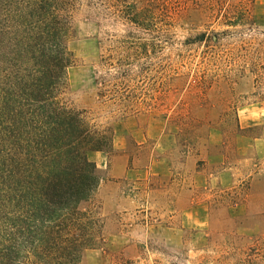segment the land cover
Returning a JSON list of instances; mask_svg holds the SVG:
<instances>
[{"label":"rangeland","instance_id":"obj_1","mask_svg":"<svg viewBox=\"0 0 264 264\" xmlns=\"http://www.w3.org/2000/svg\"><path fill=\"white\" fill-rule=\"evenodd\" d=\"M71 16L62 98L112 141L87 154L104 241L83 264H264V0H80Z\"/></svg>","mask_w":264,"mask_h":264},{"label":"trees","instance_id":"obj_2","mask_svg":"<svg viewBox=\"0 0 264 264\" xmlns=\"http://www.w3.org/2000/svg\"><path fill=\"white\" fill-rule=\"evenodd\" d=\"M79 2L0 0V264H83L104 241L92 204L100 179L87 154L109 151L111 132L62 98ZM183 7L164 15L176 23ZM141 13L126 18L141 26Z\"/></svg>","mask_w":264,"mask_h":264}]
</instances>
